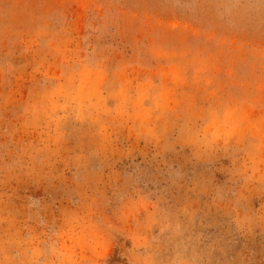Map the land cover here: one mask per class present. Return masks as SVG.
Returning <instances> with one entry per match:
<instances>
[{
    "label": "rangeland",
    "instance_id": "obj_1",
    "mask_svg": "<svg viewBox=\"0 0 264 264\" xmlns=\"http://www.w3.org/2000/svg\"><path fill=\"white\" fill-rule=\"evenodd\" d=\"M0 264H264V0H0Z\"/></svg>",
    "mask_w": 264,
    "mask_h": 264
}]
</instances>
